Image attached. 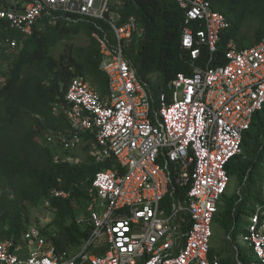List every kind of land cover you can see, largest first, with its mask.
<instances>
[{
	"label": "built area",
	"instance_id": "built-area-1",
	"mask_svg": "<svg viewBox=\"0 0 264 264\" xmlns=\"http://www.w3.org/2000/svg\"><path fill=\"white\" fill-rule=\"evenodd\" d=\"M175 1L184 11L180 42L190 73H178L168 83L169 93H160L156 109L126 57L136 18L119 23L111 0L0 4V22L24 35L43 17L49 23L74 15L94 20L90 35L99 47L107 93L99 94L85 76L76 75L64 93L66 106L53 102L51 113L57 116L62 108L68 122L57 134L68 152L63 160H80L73 151L83 144L84 132L94 134L95 162L113 160L91 178V199L85 215L76 219L86 216L91 230L78 252H57L31 224L21 241L0 239V264H226L209 256L212 221L229 182L225 166L240 152L242 134L264 103V37L243 47L230 40L222 60H214L228 19L212 0ZM18 44L9 36L0 40L10 49ZM173 186L184 189L182 202L165 200ZM261 193L263 204L249 216L244 240L264 264V182ZM68 195L64 188H52L43 204ZM98 248L103 252L96 253Z\"/></svg>",
	"mask_w": 264,
	"mask_h": 264
},
{
	"label": "trees",
	"instance_id": "trees-1",
	"mask_svg": "<svg viewBox=\"0 0 264 264\" xmlns=\"http://www.w3.org/2000/svg\"><path fill=\"white\" fill-rule=\"evenodd\" d=\"M30 1L12 4L0 0V4L19 8ZM212 6L229 21V27L220 34L214 60H222L230 40L243 47L264 37V0H212ZM111 8L120 14L119 23L130 16L136 18L126 57L146 85L152 109H156L160 93H169L168 83L178 73H190L188 52L180 42L184 11L175 0H111ZM72 18L49 23L43 17L29 35L0 22V40L9 36L19 43L15 49L0 45V239L21 241L32 223L30 210L44 203L50 189L64 188L69 195L50 199L45 207L51 218L39 228L56 251L66 255L78 252L91 230L86 216L81 222L76 219L85 215L91 199L92 176L113 162L107 159L97 163L90 154L75 164L63 160L68 152L60 146L57 134L68 122L62 108L57 116L51 113V104L66 106L64 93L76 75L89 76L99 94L107 93V77L99 68V47L90 35L96 29L95 22L78 15ZM97 23L105 27L104 22ZM80 33L86 42L75 44L73 40ZM203 60L204 56L198 62ZM48 135L52 136L50 142ZM82 139V149L88 150L94 134L84 132ZM240 148L225 166L229 182L235 180L238 190L227 193V185L212 221V226H222L231 243L238 215L243 213L247 221L263 204L259 193L251 207L246 191L249 185L261 187L264 182V167H259L264 161V103L243 132ZM183 198L184 189L175 186L165 200L178 203ZM233 246L235 251L227 246L225 253H216L210 241L209 256L217 255L226 264L252 262ZM103 250L94 251L100 254Z\"/></svg>",
	"mask_w": 264,
	"mask_h": 264
},
{
	"label": "rangeland",
	"instance_id": "rangeland-1",
	"mask_svg": "<svg viewBox=\"0 0 264 264\" xmlns=\"http://www.w3.org/2000/svg\"><path fill=\"white\" fill-rule=\"evenodd\" d=\"M73 41L75 44H83L86 42V37L84 34L80 33L74 38ZM85 77L89 82H91L89 76L86 75ZM82 148L83 144L73 151L75 156H77V158L79 159L85 157L86 155H89L91 152V148H89L88 150H84ZM262 166L264 167V161H261L259 164L260 168H262ZM255 184L256 183L249 185V190L248 192L246 191L249 196L248 201L251 207H253L257 202V195L261 193V187L256 186ZM237 190L238 187L236 181L232 180L231 182H229L226 192L233 193ZM30 217L32 222L31 224L43 226L47 221L50 220L51 212L44 206V204H40L30 210ZM246 222V216L243 213H240L236 220V227L234 230L235 238L233 240V243L227 240L226 233L222 226H220L218 223H213L210 241L214 251L216 253H225L227 246H229L232 251H235L233 246L235 245V247H237L241 251L242 256L246 254L248 260H251L254 263H258L257 256L253 252H251L249 248H247V244L244 240V234L246 232Z\"/></svg>",
	"mask_w": 264,
	"mask_h": 264
}]
</instances>
